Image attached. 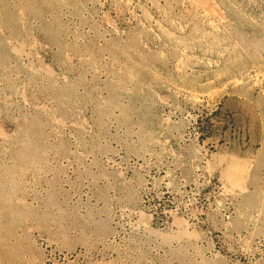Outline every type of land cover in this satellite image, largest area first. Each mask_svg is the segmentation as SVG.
Here are the masks:
<instances>
[{
	"label": "rangeland",
	"instance_id": "1",
	"mask_svg": "<svg viewBox=\"0 0 264 264\" xmlns=\"http://www.w3.org/2000/svg\"><path fill=\"white\" fill-rule=\"evenodd\" d=\"M0 264H264V0H0Z\"/></svg>",
	"mask_w": 264,
	"mask_h": 264
}]
</instances>
